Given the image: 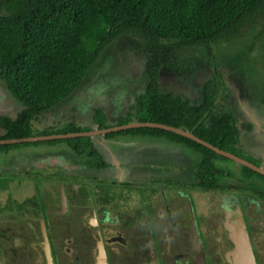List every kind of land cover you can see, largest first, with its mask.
<instances>
[{
    "label": "rangeland",
    "instance_id": "374dc122",
    "mask_svg": "<svg viewBox=\"0 0 264 264\" xmlns=\"http://www.w3.org/2000/svg\"><path fill=\"white\" fill-rule=\"evenodd\" d=\"M178 57L180 60L178 65L184 70V73L180 70L175 71L167 67H161L157 76L158 83L162 90L178 93L192 101L199 96L204 80L210 77L211 72L214 71L217 75L216 83L218 84V90H215L217 93L215 102L224 106V101L220 99V95L223 93L226 94V105L234 116L237 117L236 125H238V128H243L244 122L247 123L246 120L250 115H252V117L256 115V117L264 122V30L261 31L259 27L254 26L245 30L239 37L220 41L212 46L210 55H207L204 49L200 47H190L180 50ZM146 58L147 55L144 53L141 43L135 35L131 33L119 34L110 44L102 49L95 62L88 68L69 98L55 105L48 113H51L54 117H58L60 114L68 112L73 107L80 109L83 115V111L88 112L90 116L92 115V108L101 106L109 116V120H107L108 125L114 124L117 121H122L126 113H132L134 111L135 96L143 90L145 78L142 73ZM1 83L0 96L4 94ZM4 96L5 94L1 96V99ZM86 119L89 121V117L87 118V116H84L81 120L87 122ZM73 124L75 125V120ZM68 127H70L68 123L45 124L37 127H33L32 125L33 130L31 129V134L41 131L56 133ZM94 127L95 125H90L91 129ZM122 138V140L120 138L117 140L135 145L132 149L134 151L130 153L131 164L139 169V174L143 173L142 175L145 176L149 168L142 166V163L136 159L140 158V154L144 156L150 153L152 155V162L149 164L153 169H156L160 164L164 165L162 164L164 162L159 163V161H165V167L169 170H175L176 168L175 174H179L183 177L171 175V173L162 176V178L153 177V183L150 184L152 186L148 190L145 189V191L148 192L146 193L147 196L145 200L149 203L151 201L159 205L155 207L157 213H154L151 207L148 208L149 205L143 204L144 201L139 204V207L135 205V202H133V200H135L133 194L136 192L128 190L129 197H127V194H122V196H124L122 198L121 195L115 193L119 185H112L110 187V191L123 200L121 205H115V207L121 206V208L115 211L110 201L102 205L104 209H108L109 207L112 208L110 211V208L108 209V213H110L111 216L112 211H114L115 215H117L121 221L129 222L133 220L132 206L134 208L136 207L135 209L138 213V218L133 221L131 227L127 229L126 232L122 233L116 230H106V240H110L108 245L109 248L113 249L111 253H118L119 256L120 253H128L131 255V253H135V249H137L134 247L135 244L138 245L142 253H153L151 252L153 248L150 241L143 239L134 240L132 235L133 224H138L136 220L140 219L142 221L145 217L149 219L154 218L153 220L156 221L159 219L161 221V223L159 222V224L154 225L152 220V222L148 224L146 229L148 231L146 232L152 233L156 238L161 234L160 231L166 230L167 232L164 239L162 237V240L155 243L157 245L156 253L173 256L177 253H183L182 251H184V249L186 252L189 228L187 225L188 222L183 219L185 218V214L188 213L189 218L193 220L196 226L200 227L202 223V227L199 228L202 233L206 234V232H208L212 235V227L217 220L221 197H226V194L231 196L230 199L228 198L229 204L234 203L244 208L243 218L245 221V228L249 239V246L255 259H258L261 253H264V234L262 233L264 224V185L258 178H245L240 171V167L233 160H216L214 162L216 166L229 172L228 176L217 177V184L220 189L205 191L202 189L199 190V188L189 187L185 188V190H187L185 192L186 194L178 198V184L175 183H180L179 185L188 184V186L190 183L193 184L192 182H194L195 179L190 172L198 156L191 149L187 148H182L180 152H173L164 141L159 139H153L151 142H148L147 140L138 141L136 138L131 137ZM96 139L101 140L102 138L98 136ZM241 139L245 141L244 143L249 144L247 142V135H242ZM139 142H145L146 144H141ZM234 152L238 155L240 154L237 150H234ZM58 154H62V156L66 158L69 157L64 154V152ZM80 156L82 157L76 158L75 161L79 166L75 168V175H73L75 177V179H73L74 182L68 184L65 191V205L71 209L70 211L79 213V218L81 217V222L86 225L87 232L89 230L93 231V228L96 229L97 227H90V225H94L95 222H90L91 215L88 212L89 205H87L88 207L85 206V196L82 197L85 191L84 186L82 183H78V180L84 177L83 173L85 172L84 169L87 160L84 153ZM111 158L114 160L113 154ZM144 159H146V157ZM254 160L257 159L254 158ZM19 161L20 160H18V162ZM24 162L27 164V166L25 165V169L31 171L33 180H30V177H27L24 181L22 178L18 179L16 173L12 177L14 178L12 179L13 181L7 183V187L0 188V229L5 230V236L0 238V252L25 254L28 261L27 264H44L40 246L41 237L38 228V219L41 217L40 214L43 212L42 210L44 207L50 209V212L59 211L58 181L56 177L60 175V173L57 171L59 169L53 166L34 169L35 166L32 167V161L25 159ZM16 166L21 167L20 165ZM162 169H164V167H160L159 170ZM95 173H98L96 180H89V184L92 181L94 186L104 185L105 180L110 179H112V181L109 182L115 183V181H118L120 178L112 175L106 178V174L99 171L97 172V169ZM50 174L51 178L49 180H41L35 177ZM170 179H174V183L165 181ZM148 182L151 183L150 179H147L145 183ZM154 182H156L157 185H154ZM93 188L94 199L97 200V198L100 197V193L98 192L100 189ZM154 190L157 192L156 194L153 193ZM174 190L177 194L173 192ZM185 197L187 198L185 199ZM131 198L134 199L132 200ZM173 199H175L176 212H179L180 208H184L185 211L182 210L179 212V216L182 215L181 220H183L182 223L184 225V230L182 231L183 239H181V242H178L176 238V230L174 228L176 219L170 221L172 226H167L165 220V210H168L170 202ZM38 203L41 205L40 207H38ZM251 203L254 204L256 209L259 208L257 212H255L256 210L253 211L254 207L250 205ZM122 205H124V207H122ZM126 205H130V207L126 209ZM14 211L20 216L18 215L16 218L13 216L11 219L7 217L4 218L6 212ZM173 215L174 213L172 211L171 216ZM175 217H177V213ZM71 218L72 215H66L65 218L61 219L59 217L60 220H58L53 213H50V215L47 214V225L48 227L50 226L48 230L50 240L48 239V243H50L51 251L54 250L55 253H61V257L59 258L64 260L60 264H67L68 261L65 258L69 259L68 257L72 258L81 253L83 264H90V260L95 253L94 249L95 241L98 240L97 236L93 233L90 235L89 239L87 237L80 239L79 236H84V234H80L78 231L76 232L75 228L78 224L77 222H72L75 220L74 215L73 220ZM92 218L94 219V217ZM254 218H256L254 225H256L260 232H257L256 227L252 225ZM19 219H22V224H19ZM24 219H26L27 222H25ZM61 220L62 222L65 221L68 225L71 224L70 227H75L74 231L73 229L71 230V228L70 230L67 229V231L64 226L65 224L62 223ZM45 232H47V230H45ZM177 233L180 232L177 231ZM74 234L75 236H73ZM168 234L171 235L169 240ZM116 236L119 237V240L114 239ZM65 237H67L70 242H68ZM111 246H114V248ZM179 246L181 248H179ZM168 248L171 249V253H167L163 250H167ZM212 253H216L219 258L221 256V249H212ZM186 255H190V253L187 252ZM174 258L173 256L172 260H174ZM112 259L113 263L117 261L116 264H121L119 259L115 257ZM12 260L16 261V258L13 257Z\"/></svg>",
    "mask_w": 264,
    "mask_h": 264
},
{
    "label": "trees",
    "instance_id": "16d2710c",
    "mask_svg": "<svg viewBox=\"0 0 264 264\" xmlns=\"http://www.w3.org/2000/svg\"><path fill=\"white\" fill-rule=\"evenodd\" d=\"M254 26L264 30V0H0V81L22 105L14 119L0 116V138L31 135L30 121L66 98L115 37L131 33L147 55L142 73L145 83L142 92L135 96L134 111L116 124L134 119L174 126L240 156L234 152L239 151L235 147L238 129L235 116L226 105V94L220 95L224 106L215 102L218 84L214 71L192 101L162 90L157 75L161 67L184 73L178 65L180 50L200 47L210 55L214 44L239 37ZM94 119L98 127L107 126L99 109L95 110ZM68 124L70 127L56 133L83 130L72 122ZM248 125L245 123L243 128ZM46 133L49 132L36 134ZM119 134L164 137L193 150L198 156L191 168L195 186L220 188L217 177L229 175L214 164L228 158L175 132L135 127L106 132L104 136ZM57 141L66 142L77 154L87 147L85 153L97 157V167L103 166L86 136L0 144V148ZM240 171L245 178L253 176L264 184L263 175L244 165H240ZM71 214L75 216L72 222L78 225L70 227L64 221L66 230L75 228L83 233L80 239L95 234L93 227V231L86 232L78 212ZM43 215L46 228L50 229L47 214ZM3 234L0 230V238ZM46 235L50 240L49 231Z\"/></svg>",
    "mask_w": 264,
    "mask_h": 264
},
{
    "label": "flooded vegetation",
    "instance_id": "af4514ba",
    "mask_svg": "<svg viewBox=\"0 0 264 264\" xmlns=\"http://www.w3.org/2000/svg\"><path fill=\"white\" fill-rule=\"evenodd\" d=\"M1 83V81H0ZM1 86L3 87L2 91H5V87L4 85L1 83ZM75 89L72 90V92H70L69 96L74 92ZM7 92V90H6ZM68 96V97H69ZM12 97V96H11ZM66 97V98H68ZM14 99V98H13ZM15 100V99H14ZM16 101V100H15ZM19 105H18V109L17 112L22 108V105L16 101ZM62 102V101H61ZM61 102H59L58 104H60ZM57 105V104H56ZM99 109L101 111V113L103 114L104 118H105V124L107 126L105 127H109V126H114V125H119V124H110L108 125L107 120H109V116L105 113L104 109L100 106V107H94L92 108V115L89 116L88 112H84V115L81 114L83 117L87 116V118L89 117V121L88 119L87 122L85 121H80L78 123H80V125H78V127L83 128L82 131H86V130H91L90 125H95V127L93 128V130H97L99 128H105V127H98L97 126V122L94 119V115H95V110ZM49 111V110H48ZM48 111H46L45 113H47ZM17 114V113H16ZM15 114V116H16ZM49 113H47L46 117L44 116V118L42 120H40V122L34 123L33 127H37L40 125H45V124H55V122L53 120H51V118L48 116ZM233 114V113H232ZM234 115V114H233ZM37 117V116H36ZM39 117L41 118V116L39 115ZM13 118H9V119H14ZM237 117H235L236 120ZM134 120V119H132ZM116 121V120H115ZM131 121V120H130ZM247 123L249 124L248 127L245 128H238V136H237V142L235 144L236 149L239 150L240 152V156L241 158L255 164V165H262L264 166V122L262 120H260L258 117L250 115L249 118H247ZM246 123V122H244ZM32 127V126H31ZM110 132V131H109ZM242 135H247V142L249 144L244 143L245 141L243 139H241ZM101 136V140L96 139V137ZM254 136V137H253ZM89 138V142L91 143V145L95 148L97 154L100 157V160L103 162V166L101 167H97L96 163H97V157L95 156H89L87 155L85 152L87 151V147L84 148V151L82 153H84V155L87 157L86 160V165H85V169H84V173L81 180H78V183H82L84 186V193L83 196L85 199V206L88 207L87 205H89L88 207V212L90 213L91 217H90V221L92 220V217H94L95 220V224L94 225H90V227H97L95 229V235L97 236V239L100 240L101 245H102V249H103V254H104V261L105 264H116L117 261H115L113 263V257H115L116 259L120 260L121 264H234V258H233V254L231 253L232 250V241L229 237L232 236V232L236 230L237 226H238V222L237 219L241 220L243 223V228L246 232V236H247V231L245 228V221L243 218V207H240L237 204H229V200L230 199V195L226 194L227 196L222 198L221 197V201L219 204V213L217 215V220L215 222V224L213 225L212 229H213V234H209L208 232H206V234L202 233L201 230L199 228L202 227V223L200 225V227L196 226L195 223L194 227H195V232H196V239L195 241L192 240V236H191V226H190V218L188 213L185 214V218L184 221L188 222V228H189V233H188V240L186 243V252L185 249L184 251H182L183 253H177L176 255H173L175 258L174 260H172L173 256H169L166 254H161V253H156V249H157V245L155 244L156 242L162 240V237L164 239V237L166 236V230L160 231L161 234H159L158 238L155 237V235H153L152 233L146 232L148 230V224L152 222V220L154 218H144L142 221L140 219H137V223L136 225L133 224L132 226V235H133V239H143L146 241H150L152 244V251L153 253H142L139 248L138 245L135 244L134 247L137 248L135 249V253H131V255H129L128 253H120V256L118 255V253H111V248H109V241L106 240V232L110 231V230H116L119 232H126L127 229H129L133 223V221L138 218V213L136 211V207L134 208L132 206V221L129 222H124L121 221L120 218L115 215L114 211L116 209L121 208L120 207H115V205L119 204L121 205V202L123 201L122 199H120V197L118 195L122 194H127V197H129V193L127 192L128 190L136 192L135 194H133V196L135 197V200H133L134 198H131L133 200V202H135V205H137L139 207V204L141 202H143V204L145 205H149L148 208H152V210L154 211V213H157L156 208L159 205L152 203L150 201L147 202L145 200V197L147 196L145 189H149L153 183V177H158V178H162V176L167 175L168 173V168L165 167L164 165H166L165 161H159L160 162H164L162 164L164 165H159L157 166L156 169H153L151 167V165L149 163L152 162V155L150 153H148L147 155L140 154V158H137L136 160L142 163V166L144 167H148V172H146L145 176H143L141 174H139V169L135 168L133 164H131V155L130 153L133 152L134 150L133 147L135 145L129 143V142H125V141H118V138H122V137H131V138H136L138 141H148L151 142L153 139H159L162 141H170L164 137H159V136H150V135H142V134H135V135H113L110 137H106L104 136V133H97V134H93L91 136H86ZM123 139V138H122ZM121 139V140H122ZM63 141H57V142H51V143H38L37 146V150L35 152H33L32 156H36L35 160L33 159V161L31 159H27L28 161H32V167L35 166L34 169H38L41 167H55L58 168L59 170L58 173H60V175H58L56 177L57 182V186H58V201H59V211H53L50 212V209L47 208H43V212L40 214L41 217L38 219V228H39V222L41 219H43V214L46 213L48 215H50V213H53L54 215H56L57 219H59V217L61 219L65 218L66 215L70 216L72 215V211H70L71 209H69V207H67L65 205V199H66V188L68 184H71L74 182L73 179H75V177L73 175H75V168L78 167L79 165L75 163L76 158L78 159L82 153H75L70 146L65 142L64 145H62ZM107 142V143H106ZM173 142V141H170ZM141 144H146L145 142H139ZM33 143H29V144H20V145H30ZM7 149V148H5ZM0 148V152L2 150H5ZM190 149V148H189ZM86 150V151H85ZM110 150V151H109ZM68 151V152H67ZM193 151V150H192ZM66 154L67 156H69L68 158L62 156V154H58V153H63ZM114 152V153H112ZM194 152V151H193ZM195 153V152H194ZM72 156H71V155ZM114 155V160H112L111 155ZM2 156V155H1ZM20 156H14V154H10L8 153V155H5L4 162L1 165L0 162V188L3 187H7V183L10 181L12 182L14 178L13 175H15L17 173L18 175V179H23V181L25 179H27V177H30V180H33L31 177V171L25 169V167L27 166V164H25L24 162V158L19 159ZM146 157V159H144ZM254 158H256L257 160H254ZM143 159V160H142ZM10 161V162H7ZM18 160H20L18 162ZM145 160V162H144ZM18 163H17V162ZM36 161V162H35ZM16 165H20L21 167H17ZM26 165V166H25ZM154 166V165H153ZM238 166L240 167V164H238ZM160 167H164V169L159 170ZM96 169L97 172H101V173H105L106 174V178L107 176H118L119 178V182H109L112 181V179L110 180H105L104 185H98V186H94V184L92 183V181L89 184V180H93L95 181L96 178L98 177V173L96 174ZM157 172H160L161 176L157 175ZM53 173V172H52ZM169 173H171V175H177L178 177L180 176L181 178L183 176L179 175V174H175L176 171H169ZM192 174V172H190ZM43 174V173H42ZM23 175V176H22ZM50 175H39V176H35L36 178L39 179H47L49 180L51 177ZM173 177V176H171ZM253 177V176H252ZM109 178V177H108ZM123 178V179H121ZM179 178V179H181ZM250 178V177H249ZM55 179V178H54ZM147 179H150L151 183H145L147 182ZM195 179V178H194ZM248 179V178H247ZM16 180V179H15ZM103 180V181H104ZM172 180V181H170ZM170 180H166V182H173L174 179H170ZM17 183V180H16ZM160 183V182H158ZM174 183V182H173ZM193 183V182H192ZM18 184V183H17ZM81 184V185H82ZM163 184V183H162ZM178 184V188L177 191L178 193V198L184 196L187 190H185V188H199V190H219L220 188H212V189H205L199 186H195L194 184H186V185H179L180 183H175ZM263 184V183H262ZM117 186V191L115 193H118V195H114L111 190V186ZM154 185H157L156 182H154ZM264 185V184H263ZM80 186V184H79ZM124 186V187H123ZM98 188L100 189L98 192L100 193V197L97 198V200L94 199V188ZM130 189H128V188ZM132 188V189H131ZM175 194H177V192L174 190L173 191ZM120 193V194H119ZM153 193H157L154 192ZM63 195V199H64V206L63 208L60 205V195ZM161 194V193H160ZM159 195V194H158ZM102 196V197H101ZM81 197V198H82ZM117 197V199H116ZM124 196H122L123 198ZM163 197V196H162ZM187 197H185L186 199ZM110 201L113 205V209L114 211H112V216L110 213H108V209H104L103 208V204ZM180 202H182L181 200H179ZM178 201V202H179ZM142 204V206H143ZM250 205H252L254 207V204L251 203ZM41 205L38 203V207H40ZM122 207H124V205H122ZM130 205H126V209L129 208ZM176 204H175V199H173L170 202V206L168 207V210H165L166 213V222H167V226L171 225V220L172 219H176L175 220V225L174 228L176 230V238L178 242H181V239H183V233L182 231L184 230V225L182 223L183 220L182 219V215L179 216V212H181L182 210L184 211V208H180L179 212H176L175 210ZM112 210V208L109 209V211ZM256 210L255 212H257L259 210V208H255L253 209V211ZM70 211V212H68ZM172 211L174 213L173 216H171ZM164 212V211H163ZM185 212V211H184ZM17 212H6V215L4 214V218L7 217L8 219L16 218L19 214H16ZM177 213V217H175V214ZM109 214V215H108ZM65 215V216H64ZM20 216V215H19ZM64 216V217H63ZM140 216V215H139ZM30 218V217H29ZM27 219V218H26ZM24 219L25 222H27V220ZM73 220V215L72 218ZM153 220L154 225L155 224H159V222L161 223V221L159 219ZM248 221V220H247ZM253 224L256 221V218L253 219ZM19 224H22V219L18 220ZM46 222V221H45ZM44 222V226H45V230H49L48 228H46V223ZM62 222V220H61ZM250 222V221H248ZM71 226V224H70ZM256 227V225H254ZM140 228V229H139ZM168 228V227H167ZM70 230V228H68ZM257 229V227H256ZM1 230V229H0ZM107 230V231H106ZM259 229H257V232ZM1 231L4 232V234L2 236H5V230L2 229ZM68 231V230H67ZM177 231H179L180 233H177ZM48 232V231H47ZM46 232V234H47ZM175 232V231H174ZM105 233V234H104ZM262 233L264 234V224H263V231ZM261 234V233H260ZM230 235V236H229ZM174 236V234H173ZM171 235L168 234V240L170 239ZM115 240H119V237H114ZM66 240L68 242L69 239L66 238ZM247 240L249 242L248 236H247ZM97 241V240H96ZM95 241V242H96ZM96 244V243H95ZM176 244V243H175ZM179 244V243H178ZM41 246V245H40ZM174 246V245H173ZM112 247V246H111ZM176 247V246H174ZM114 248V246L112 247ZM179 248H181L179 246ZM221 249V256L218 258V256L216 255V253H212V249ZM49 250H50V244H49ZM68 250V249H65ZM95 253L93 258L90 260V264H102L100 258H97V260H95L96 258V248L94 249ZM165 252L167 253H171V249L168 248L163 249ZM251 250V249H250ZM264 251V250H263ZM42 252V251H41ZM50 252V256H51V262L52 264H60L63 262L62 259H60L59 257H61V253H52L51 250ZM188 253H190V255H186ZM81 255H76L74 257H68L69 259L65 258L68 263L67 264H75V263H80L83 264V259L81 258ZM99 255V252H98ZM116 255V256H115ZM252 255V259H253V264H264V253H261L260 257L258 256V259H255L253 253L251 252ZM43 256V253H42ZM13 257L16 258V261H13ZM190 257V259H189ZM71 258V259H70ZM44 259V257H43ZM123 259V260H121ZM172 260V261H171ZM189 261V262H188ZM27 257L25 256V254H20V253H0V264H27ZM173 262V263H172ZM44 264H45V260H44Z\"/></svg>",
    "mask_w": 264,
    "mask_h": 264
},
{
    "label": "water",
    "instance_id": "95a60500",
    "mask_svg": "<svg viewBox=\"0 0 264 264\" xmlns=\"http://www.w3.org/2000/svg\"><path fill=\"white\" fill-rule=\"evenodd\" d=\"M135 127H155V128H160V129H165L169 130L172 132H175L181 136H184L186 138H189L196 143H199L206 148L214 151L215 153L222 155L230 160H233L237 164L244 165L248 167L249 169L261 174L264 176V166L262 165H255L235 154H232L228 151L222 150L217 148L216 146L211 145L210 143L200 139L199 137L193 135L191 132L177 128L174 126L170 125H165L162 123H157V122H150V121H136V120H131L123 124L119 125H114V126H109L105 128H99L97 130H86V131H73V132H65V133H46V134H31L26 137H19V138H0V144H15V143H21V142H34V141H45V140H52V139H64V138H69V137H78V136H91L93 134L97 133H106L109 131H117L121 129H127V128H135ZM60 205L63 208L64 206V199L63 195H60ZM91 223H94V219L90 221ZM238 226L235 231L232 232V236L229 237L232 241V250L231 253L234 255V264H253V259L251 255V250L249 246V242L247 240L246 232L243 228V223L241 220L237 219ZM191 236L192 240L195 241L196 239V232H195V227L193 224V220L191 219ZM39 232H40V245H41V251L43 253V257L45 260V264H52L51 262V256H50V250H49V243H48V238L45 232V226H44V221L43 219L40 220L39 222ZM230 236V235H229ZM96 248V258H100L102 264H105L104 261V252L102 249V245L100 240L96 241L95 244ZM99 252V255H98ZM95 264V261H94Z\"/></svg>",
    "mask_w": 264,
    "mask_h": 264
},
{
    "label": "crops",
    "instance_id": "0c3cea01",
    "mask_svg": "<svg viewBox=\"0 0 264 264\" xmlns=\"http://www.w3.org/2000/svg\"><path fill=\"white\" fill-rule=\"evenodd\" d=\"M4 94H5V96L2 97V99H1V96H3ZM4 94H2L0 96V116L6 117V118H13V117H15V114L17 113V109L19 108L18 107L19 104L13 99V97H11V95L8 93V91L6 92V90H5L4 91ZM68 96L69 95H67L66 97H68ZM68 98H64L62 100V102L64 100L68 99ZM50 110L48 112H50ZM47 113H43L42 115H40L41 118L39 116H37L34 119H32L30 121L31 122V126L34 123L40 122V120H42L44 118V116L45 117L47 116L46 115ZM81 114H82V112L80 111V109H77V108H73L72 107L68 112H65L64 114H60L58 117L52 116L51 113H49L48 116L51 118V120H53L55 122V124L56 123L57 124H59V123L64 124V123H68V122H72L73 123L74 120H75V125L78 126V125H80V123H78V122H80L81 119H83V116ZM31 129L33 130L32 127H31ZM2 133H3V129L0 127V134H2ZM32 134L34 135L36 133H32ZM164 142L169 146V148L173 152H175V151L180 152L182 148H187V147H184L181 144H177V143H174V142H170V141H164ZM64 143L65 142L63 141L62 145H64ZM37 146H38V144L12 145V146L8 147L7 149L2 150L0 152V162H1V165L4 162V159L3 158L5 157V155H8V153L14 154V156H17V157L19 155V156H21L20 158L31 159L32 161H33V159L35 160V157L36 156H32L33 155L32 153L37 150L36 149ZM187 149H189V148H187ZM7 162H10V161L7 160ZM169 171H171V172L176 171V168H175V170L173 169V170H169ZM169 171L167 173H169ZM157 175L158 176H161L160 172H157ZM100 176H103V175H100ZM118 181H116V182H118Z\"/></svg>",
    "mask_w": 264,
    "mask_h": 264
}]
</instances>
